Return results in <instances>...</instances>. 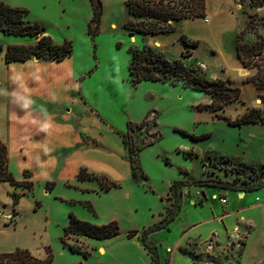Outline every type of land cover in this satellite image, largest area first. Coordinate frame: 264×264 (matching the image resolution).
<instances>
[{"label":"rangeland","instance_id":"374dc122","mask_svg":"<svg viewBox=\"0 0 264 264\" xmlns=\"http://www.w3.org/2000/svg\"><path fill=\"white\" fill-rule=\"evenodd\" d=\"M0 1L26 9L24 19L37 23L54 43L71 42L70 57L62 62L47 61L44 70L53 79L55 121L70 129L66 141L73 145L76 132L82 137L76 143L79 145L71 146L66 153H56L58 146L50 150L53 161L43 165L33 162L31 166L39 178L28 179L33 182L30 191L16 189L23 193L20 219L13 237L0 239V249L25 243L32 249L36 242L41 244L39 249L45 258L52 255V264H151V255L142 243L146 235V244L155 247L159 264H226L230 259L228 264H264L263 216L241 212L253 219V227L236 228L234 240L227 234L228 244L218 252L213 238L203 243L204 226L192 227L201 217H210L209 206L200 207L205 196L198 188H204L208 196L217 191L211 205L218 209V199H226V192L247 194L243 207L250 205L257 193L230 191L216 186L217 182L239 187L246 180L264 185V124L229 125L248 109L264 110L259 99L264 93V51L259 71L243 68L236 57L237 36L249 22L250 31L243 42L251 45L258 41L256 35L264 38L261 8H249V0H209L212 24L206 18L201 25H189L190 21L177 24L170 34L130 36L123 28L128 18L125 0H101L98 27L91 24L90 0ZM182 36L199 41L185 58ZM35 42L34 37L0 33L1 46ZM144 45L169 60L181 59L187 67L199 66L210 80H224L239 87L240 101L226 106L216 117L199 110V106L210 103L207 94L185 88L180 82L133 84L128 72L130 50ZM257 85L263 90H257ZM155 114L157 126L150 133L156 134L152 137L145 129L127 132V121L140 123ZM152 139V145L134 155L135 180L127 147L138 148ZM240 163L247 166L239 167ZM81 169L104 176L118 186L106 191L96 180L78 182L76 176ZM197 181H208V185L198 186ZM48 182L54 184L51 191L46 190ZM175 194L181 200L175 219L168 229L150 231L169 217ZM229 198L235 199L232 195ZM36 202L40 207L35 210ZM70 214L97 226L112 221L118 224L120 234L102 241L107 247L104 256L97 252L96 240H67L66 245L73 246L75 252L60 242ZM15 219L10 210L0 208V226L13 227ZM130 231L138 234L127 239Z\"/></svg>","mask_w":264,"mask_h":264},{"label":"trees","instance_id":"16d2710c","mask_svg":"<svg viewBox=\"0 0 264 264\" xmlns=\"http://www.w3.org/2000/svg\"><path fill=\"white\" fill-rule=\"evenodd\" d=\"M92 8L91 24L98 27L100 17L102 15L101 0H90ZM206 0H125L128 18L123 24V28L128 32V35H150L158 36L170 34L174 31L177 24L185 21L204 19L205 18ZM259 7L264 11V0H249V8ZM28 13L26 9L11 7L0 1V33L14 37H29L36 38L33 44H9L3 49L0 45V50L4 52V62L9 64L12 62H25L31 59H43L54 62H61L70 57L72 53V44L70 41H63L56 44L50 36L43 33L42 28L37 23H31L24 19ZM250 31V22L238 34L236 45V56L243 68L256 69L259 71L261 66L260 57L264 51V38L256 35L258 41L248 45L243 42V38ZM260 39V40H259ZM182 43L186 50L182 53V57L190 55V49L196 48L199 45L198 41H189L184 36L181 37ZM131 61L128 66V72L133 84H138L143 81L162 82L174 84L180 82L185 88L190 90L203 92L210 97V103L204 106H199V110L208 111L218 116V112L226 106L239 102L241 90L239 87L232 86L230 82L224 80H210L206 77L203 70L193 65L187 67L181 59L169 60L159 51H155L150 47L143 46L141 49H132ZM250 82V81H249ZM245 83H248L246 81ZM257 90H263L262 85H257ZM262 103H264V93L259 95ZM264 124V110L252 108L246 110L236 121L229 122L230 126H241L243 124ZM157 126L156 114L149 118L146 117L140 123L127 121V132L145 129L149 137L156 134L150 131ZM154 139L147 141L138 148L128 145L129 163L132 170V176L136 180L137 162L134 155L142 151L154 143ZM239 167H246L244 163L238 164ZM264 169V165H263ZM24 180L17 182L14 180L8 167L7 147L0 142V182H7L15 189L23 188L30 191L33 188V182L28 181L29 173H24ZM78 181L96 180L100 183L103 190H109L117 187L118 184L108 180L104 176H96L89 174L85 169H81L76 176ZM238 180L235 177L234 182ZM198 186L208 185V181H197ZM241 186L236 187L229 183L217 182L216 186L222 187L230 191H240L250 193L264 188L263 184H250L246 180L241 181ZM53 182L46 183V190L51 191ZM214 186V185H212ZM23 193L12 192V204L15 206L18 199ZM38 202L35 203V210L39 208ZM90 208V206L88 205ZM181 208L180 196L174 195L172 209L169 217L164 219L153 230L168 229V224L175 219ZM17 213L12 212L15 217ZM119 227L115 221L105 225L97 226L88 222L77 219L74 215L68 216V224L63 228V236L60 242L67 246L71 252H75L73 246L66 245L67 240L72 238L84 237L92 240L103 241L112 239L119 235ZM138 234L137 231H130L126 234L127 239H131ZM145 236L142 238V243L145 249L151 255V264H159L157 251L155 247L146 244ZM47 251H49L47 249ZM87 254H83L85 257ZM0 264H52V255L47 258L40 259L33 256L28 250L15 249L11 252L0 253ZM81 264V263H79Z\"/></svg>","mask_w":264,"mask_h":264},{"label":"crops","instance_id":"0c3cea01","mask_svg":"<svg viewBox=\"0 0 264 264\" xmlns=\"http://www.w3.org/2000/svg\"><path fill=\"white\" fill-rule=\"evenodd\" d=\"M209 9V0H206V16L204 19H211L212 24L213 19L209 17ZM204 19L189 20V25L193 24V22L200 23V25L204 24L202 22ZM2 48L4 49L5 46H2ZM47 61L49 60L31 59L25 62H12L5 64L4 52L0 50V142L4 143L7 147L9 171L17 182L24 180L23 175L25 172L29 173V178L31 180H35L36 177L39 178L37 171L33 169V166L31 165H33V162L43 165L47 162L53 161L55 159L54 154H52V152L50 153V150L55 146H58L56 153L59 150L66 153L73 146L79 145L76 143L80 142L82 139L81 134L77 132L74 133L73 142L71 143L74 144L71 145V147L66 141L70 129L55 121L54 112L52 110L53 79L48 72L44 70L49 64ZM64 147L66 149H64ZM202 189L204 188H198L201 195L205 196L203 205L200 207L208 205L210 217H203V219H201L202 213H200V220L192 227L204 226L205 230H203L202 233L206 236L203 243L210 238H213L214 241H217L218 243L215 247L217 252L221 251L222 247H225L226 244H228L227 234H229L230 238L234 240L235 236L233 233L236 228L245 229L246 227H253V219L245 218L241 212L250 211L258 215L260 218L261 216L264 217V190L254 192L257 193V196L254 197L253 202L250 203V205L245 207H243V201L247 194L226 192L224 193L226 196V204L221 205L218 201L219 207L216 209L211 205V201H216L215 193H217V191H213L208 196L205 190ZM12 192L17 193L18 191L7 182H0V196L4 195L3 197H0V208L4 207L6 211L10 210L11 217H13V211L17 213L15 216V226H0V239H5L6 241L13 237V234L16 232V226L20 219L19 208L23 201V198L20 197L17 204L13 206L10 196ZM231 195L235 199L232 200L229 198ZM67 224L68 221L66 225ZM201 234H199L198 237H201ZM248 235L249 233L247 236ZM80 239L84 240L88 238L80 237ZM191 241L196 243L195 240ZM98 242L99 245L96 247V250L104 256L107 247L104 246L102 241ZM246 242L247 237L245 238V244L239 254V263L246 247ZM39 246H41V244L36 242L32 249L27 243L24 245H16V247L7 245V247L0 249V253L11 252L15 249H25L33 256L44 259L45 256L43 250L39 249ZM233 247L236 251L238 245L235 244ZM230 252H232V250ZM230 261L231 259L228 262ZM228 262L226 264H228Z\"/></svg>","mask_w":264,"mask_h":264},{"label":"built area","instance_id":"2783aa9c","mask_svg":"<svg viewBox=\"0 0 264 264\" xmlns=\"http://www.w3.org/2000/svg\"><path fill=\"white\" fill-rule=\"evenodd\" d=\"M218 201L220 202L221 205H225L226 204V199H218Z\"/></svg>","mask_w":264,"mask_h":264}]
</instances>
